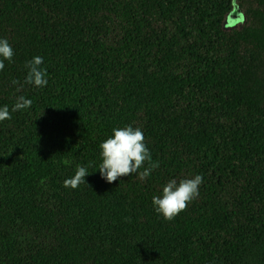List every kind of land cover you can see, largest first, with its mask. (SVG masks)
Instances as JSON below:
<instances>
[{"label":"trees","instance_id":"1","mask_svg":"<svg viewBox=\"0 0 264 264\" xmlns=\"http://www.w3.org/2000/svg\"><path fill=\"white\" fill-rule=\"evenodd\" d=\"M0 39V108L32 101L0 121V264H264V0H0ZM126 126L159 167L107 183L99 145ZM195 175L186 210L155 212Z\"/></svg>","mask_w":264,"mask_h":264},{"label":"clouds","instance_id":"2","mask_svg":"<svg viewBox=\"0 0 264 264\" xmlns=\"http://www.w3.org/2000/svg\"><path fill=\"white\" fill-rule=\"evenodd\" d=\"M14 50L7 39H0V70L5 67L4 61H11ZM43 59L36 56L26 63L27 74L24 84L43 88L47 85L46 70L41 67ZM13 85L19 81L13 80ZM22 86V85H21ZM32 101L24 96H19L11 111L7 106L0 108V121L11 119V113L31 106ZM144 134L139 128L126 126L113 129V134L100 145V157L102 162L98 170L102 179L107 183H113L120 177L138 174L140 179L148 177L151 172L159 167L157 162L151 160V154L144 143ZM148 164L145 167V164ZM141 168L144 170L139 171ZM87 168L77 166L74 176L63 183L65 188L76 189L80 184L86 183ZM203 179L200 175L192 178L176 179L168 181L158 196H153L152 204L157 214L167 221H172L181 212L186 210L188 204L199 195V186Z\"/></svg>","mask_w":264,"mask_h":264},{"label":"rangeland","instance_id":"3","mask_svg":"<svg viewBox=\"0 0 264 264\" xmlns=\"http://www.w3.org/2000/svg\"><path fill=\"white\" fill-rule=\"evenodd\" d=\"M247 19L244 10L239 8L237 1L235 2L234 9L227 16L225 21V30L232 31L242 28L246 25Z\"/></svg>","mask_w":264,"mask_h":264}]
</instances>
